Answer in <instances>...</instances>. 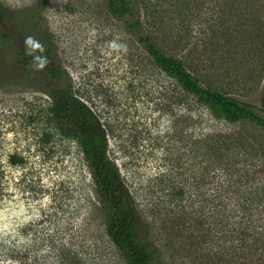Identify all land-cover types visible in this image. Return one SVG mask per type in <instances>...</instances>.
I'll list each match as a JSON object with an SVG mask.
<instances>
[{"label":"rangeland","instance_id":"374dc122","mask_svg":"<svg viewBox=\"0 0 264 264\" xmlns=\"http://www.w3.org/2000/svg\"><path fill=\"white\" fill-rule=\"evenodd\" d=\"M108 2L0 0V264H126L78 142L50 120L48 91L67 83L104 124L163 264H264V130L179 102L138 40L261 107L264 0H132L125 18ZM28 35L51 50L42 71L20 65ZM114 38L127 52L108 49Z\"/></svg>","mask_w":264,"mask_h":264},{"label":"trees","instance_id":"16d2710c","mask_svg":"<svg viewBox=\"0 0 264 264\" xmlns=\"http://www.w3.org/2000/svg\"><path fill=\"white\" fill-rule=\"evenodd\" d=\"M135 6L132 0L108 2L109 12L117 18L129 16ZM5 18V12L0 10V26ZM141 23L137 20L130 23L129 28L136 32ZM3 37L6 42L7 34ZM138 40L160 72L172 79L180 89L179 102L192 98L197 104L229 124L248 122L264 130V87L261 107L255 106L249 101L204 85L201 78L188 69L183 59L168 55L150 36L139 35ZM45 50L49 57L51 50L47 46ZM30 61L31 57L23 53L20 65L25 71L31 70ZM50 77L59 80L64 78V75L54 68L50 72ZM48 95L51 99L48 110L50 120L61 135L78 142L95 185L106 233L122 254L125 263L163 264L159 247L148 237L136 200L116 162L110 156L109 137L99 116L78 97L70 83L51 87ZM217 154L220 153L217 151ZM8 162L12 165H21L24 164V158L14 154L9 157Z\"/></svg>","mask_w":264,"mask_h":264},{"label":"clouds","instance_id":"9594fccd","mask_svg":"<svg viewBox=\"0 0 264 264\" xmlns=\"http://www.w3.org/2000/svg\"><path fill=\"white\" fill-rule=\"evenodd\" d=\"M23 52L25 56L31 57L30 68L33 72L42 71L49 64V57L45 54L44 44L32 35L24 37ZM107 47L111 52H127V44L121 42L119 38H114L107 42Z\"/></svg>","mask_w":264,"mask_h":264}]
</instances>
